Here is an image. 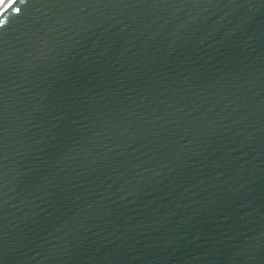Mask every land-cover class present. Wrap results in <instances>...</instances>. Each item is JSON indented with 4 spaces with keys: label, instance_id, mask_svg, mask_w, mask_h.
<instances>
[{
    "label": "water",
    "instance_id": "water-1",
    "mask_svg": "<svg viewBox=\"0 0 264 264\" xmlns=\"http://www.w3.org/2000/svg\"><path fill=\"white\" fill-rule=\"evenodd\" d=\"M0 264H264V0H0Z\"/></svg>",
    "mask_w": 264,
    "mask_h": 264
}]
</instances>
